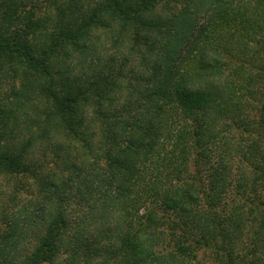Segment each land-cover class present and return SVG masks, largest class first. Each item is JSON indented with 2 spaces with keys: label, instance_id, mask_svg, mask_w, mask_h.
Here are the masks:
<instances>
[{
  "label": "trees",
  "instance_id": "16d2710c",
  "mask_svg": "<svg viewBox=\"0 0 264 264\" xmlns=\"http://www.w3.org/2000/svg\"><path fill=\"white\" fill-rule=\"evenodd\" d=\"M29 1L0 0L34 114L0 102V264H264V0H49L38 55Z\"/></svg>",
  "mask_w": 264,
  "mask_h": 264
},
{
  "label": "rangeland",
  "instance_id": "374dc122",
  "mask_svg": "<svg viewBox=\"0 0 264 264\" xmlns=\"http://www.w3.org/2000/svg\"><path fill=\"white\" fill-rule=\"evenodd\" d=\"M51 6L49 5V0H30L24 8H21L19 11V26L18 31L20 32L19 27H25L26 33L21 34V38L28 41L30 48L33 50L34 55H38L43 48H41V38L43 36V28H44V21L46 22L48 17V10H50ZM50 12V11H49ZM41 20L42 22L38 21ZM34 22H38L39 28L35 29L30 32ZM21 69L20 67L16 66H6L0 67V102L5 107H11L13 110L12 118L8 125V132L11 130L13 132H20L23 130L22 134L26 137L28 133L26 127L31 128L33 122L29 120V117L25 118V116H34L32 113L33 102L29 101L30 97L25 96L21 99L16 90L20 88V79H21ZM32 129V128H31ZM21 134V133H20ZM27 182V179H24L23 176H13L10 178L3 179V189H7L8 191H15L16 183H23L22 187H18L19 194L21 195V204L26 203L30 197L26 196V193L42 195L41 192L38 191V188H32L31 192L26 191L27 185L24 183ZM6 221H0V229L3 228ZM203 264H212L207 255H205L204 259H202ZM61 261V257L55 260V263H59Z\"/></svg>",
  "mask_w": 264,
  "mask_h": 264
}]
</instances>
